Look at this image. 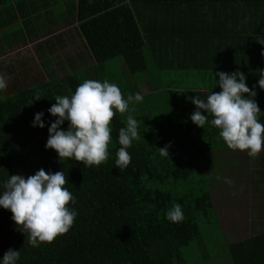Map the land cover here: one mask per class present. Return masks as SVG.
Masks as SVG:
<instances>
[{"label":"trees","instance_id":"obj_1","mask_svg":"<svg viewBox=\"0 0 264 264\" xmlns=\"http://www.w3.org/2000/svg\"><path fill=\"white\" fill-rule=\"evenodd\" d=\"M47 1L51 17L40 2L28 11L27 0H0V26L12 20L2 10H14L20 43L32 44L30 53L41 69L0 90V192L10 175L63 171L75 198L68 207L77 215L66 234L32 247L12 213L0 207V264L9 249L19 250L17 264H166L161 243L181 237L179 227L168 224L166 211L179 203L186 226L209 212L208 189L223 175L207 169L214 154L228 149L218 139L219 129L191 121L196 110L191 99L221 91L216 73L240 71L250 89L255 85L264 123V90L258 85L264 70V0H68L64 11V0ZM38 25L46 27H33ZM64 26L70 28L60 35L47 29ZM66 34L76 39L75 47L63 40ZM148 61L166 78L152 77ZM85 79L115 83L125 99L136 93L143 97L114 117L109 158L100 166L60 161L45 147L48 128L57 119L48 112L54 98L73 94ZM190 81L205 86L172 85ZM40 112L45 127H33ZM129 114L139 122L140 138L127 149L131 162L121 170L115 165L118 132ZM61 127L67 130L68 122ZM165 145H170L169 157L159 154ZM249 162L261 175L247 179L241 194L249 193V200L256 195L264 208V151ZM259 226L258 234L228 245L225 257L229 254L232 264H264V220Z\"/></svg>","mask_w":264,"mask_h":264},{"label":"clouds","instance_id":"obj_2","mask_svg":"<svg viewBox=\"0 0 264 264\" xmlns=\"http://www.w3.org/2000/svg\"><path fill=\"white\" fill-rule=\"evenodd\" d=\"M264 55V52H262ZM215 80L221 91H211L206 99L199 96L191 99L196 110L190 115L191 121L204 128L210 123L219 129L222 139L231 150L246 151L256 158L264 151V123L260 122L261 110L254 97L257 93L246 84L243 72L231 74L218 72ZM259 87L264 90V70L259 71ZM7 88V79L0 74V90ZM37 95L35 100H40ZM48 112L57 119L48 128L46 149L54 150L60 159H74L87 167L100 166L109 158L112 141V121L117 113L129 112L130 103L143 100L141 94H129L124 98L119 86L108 80L103 82L85 79L71 95H57ZM134 111V109H133ZM44 113L35 114L33 127L44 128ZM209 116L212 117L209 121ZM68 122L67 130L62 125ZM139 122L133 115H127L126 126L118 132L120 147L116 151L115 165L123 170L131 162L127 151L133 140H138ZM165 145L159 149L162 157H169ZM63 171L47 173L44 169L34 175H10L0 192V207L12 213L11 219L17 228L28 237L32 247L41 243H52L58 236L66 234L75 222L77 213L68 207L75 203L73 194L65 187ZM226 183L231 181L225 178ZM171 222L184 219L182 206L174 203L165 213ZM19 250L9 249L2 257V264H17Z\"/></svg>","mask_w":264,"mask_h":264},{"label":"rangeland","instance_id":"obj_3","mask_svg":"<svg viewBox=\"0 0 264 264\" xmlns=\"http://www.w3.org/2000/svg\"><path fill=\"white\" fill-rule=\"evenodd\" d=\"M148 67L153 70L152 77L162 75L166 78L162 73L157 74L159 71L156 72L158 68L153 62L148 61ZM172 85L203 88L205 86L204 81L173 82ZM210 163L208 171L223 175L222 180L219 179V175L208 189L212 201L210 210L197 216L196 222L192 225L186 226L184 214L181 222H168L174 227H179L176 231L179 230L177 234L181 237L173 242L175 237L170 236V240L161 243L162 258L164 262L167 259L166 264H232L230 255L225 257L228 245L257 234L260 230L259 223L264 220V208L259 207L257 201L256 204H250L243 200L245 195H250L249 193L241 194L242 184H246L247 179L252 177L255 179L261 175L260 172L255 174L251 171L253 162H249L247 152L228 148L214 154ZM225 178L231 183H226ZM254 210L263 217L252 215ZM187 227L195 228L197 232L189 234L191 230H186ZM175 253L177 256H174Z\"/></svg>","mask_w":264,"mask_h":264},{"label":"crops","instance_id":"obj_4","mask_svg":"<svg viewBox=\"0 0 264 264\" xmlns=\"http://www.w3.org/2000/svg\"><path fill=\"white\" fill-rule=\"evenodd\" d=\"M28 1V11L31 10V5L34 6V4H39V2L42 4V9L49 10L48 14H50V17L52 16V10H50V1L45 2V0H27ZM63 1V0H61ZM74 2V0H72ZM50 4V5H49ZM59 2V6H60ZM69 2L68 0H64L60 11H64V8L68 6ZM52 6V5H51ZM35 7V6H34ZM54 7L57 8L55 5ZM24 8H26L24 6ZM12 9H14V5L12 4ZM17 9H15L16 11ZM51 11V12H50ZM4 16L11 14L12 20L9 22L6 20L4 24L0 26V74H3L7 79V85L11 88H13V83L20 79L23 76L29 75L31 71H41V69L38 67L39 61H37L34 57V54L31 55L32 44H26L21 45L22 37H21V26L20 22H15L14 20V10H2ZM32 25V24H29ZM37 28L44 29L46 26L38 25L33 26ZM70 28L69 26L64 27H51L47 28L50 32H55L57 34L63 33L66 29ZM42 40V39H41ZM63 40L67 43L68 47H71L75 45L73 42H76V39H69L68 35H64ZM40 41V40H39ZM30 45V46H29ZM57 47V46H55ZM32 50H29V49ZM48 49L43 48V50L40 51H46ZM57 53L61 55V50L57 47ZM63 61V58H62ZM90 58L86 57V64H89ZM17 85V84H16ZM0 96H4L3 93L0 94ZM249 196L245 195L243 200H246L247 202L255 203L256 202V195H253V197L248 198ZM256 204V203H255ZM252 215L261 217L260 214L256 210L253 211ZM260 231V230H259ZM259 233V232H258ZM257 233V234H258ZM256 235V234H255ZM253 236V235H252Z\"/></svg>","mask_w":264,"mask_h":264}]
</instances>
